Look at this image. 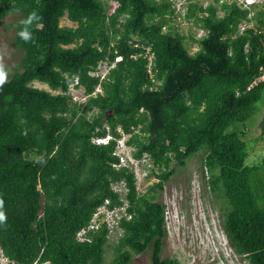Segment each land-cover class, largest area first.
<instances>
[{"label": "trees", "instance_id": "trees-1", "mask_svg": "<svg viewBox=\"0 0 264 264\" xmlns=\"http://www.w3.org/2000/svg\"><path fill=\"white\" fill-rule=\"evenodd\" d=\"M115 1L109 15L108 0H0V22L14 19L8 27L20 53L0 86V255L14 264H131L150 252L151 264H180L162 257L167 206L159 196L202 155L205 186L222 203L230 246L245 264H264V147L249 150L264 137L237 129L264 91V81L247 90L264 69V0L250 10L228 0L191 3L184 19L205 31L195 52L188 49L193 34L170 24L169 2ZM33 11L39 19L25 42L20 21ZM64 17L76 27L61 26ZM244 21L251 27L240 33ZM117 56L122 60L102 82L89 75ZM75 79L86 94L98 84L102 93L72 103L67 91ZM117 128L130 135L133 156L147 155L152 165L155 181L142 194L134 173L115 167V141L93 140L119 137ZM121 181L130 219L120 223V237L109 245L102 225L90 241H77L98 207L119 204L112 186Z\"/></svg>", "mask_w": 264, "mask_h": 264}, {"label": "rangeland", "instance_id": "rangeland-1", "mask_svg": "<svg viewBox=\"0 0 264 264\" xmlns=\"http://www.w3.org/2000/svg\"><path fill=\"white\" fill-rule=\"evenodd\" d=\"M13 21V18H8L0 22V64L7 73V80L14 73L20 58V53L12 47L13 30L8 27ZM60 25L76 27L66 17L60 20ZM32 86L51 92L46 84L35 81ZM263 120L264 91L256 112L246 124H238L237 129H248L247 137L251 135L253 138H263ZM254 147L251 146L249 150L256 152L255 149L264 147V142L260 141ZM201 161L202 155H198L190 160L185 168L179 169L159 196V201L167 206L168 234L162 257L177 259L180 264H245L230 246L223 227L222 203L208 192ZM120 234V230L116 231L109 239V245L114 244ZM112 254V248L107 247V261L111 259ZM131 264H151L150 252L135 257Z\"/></svg>", "mask_w": 264, "mask_h": 264}, {"label": "built area", "instance_id": "built-area-1", "mask_svg": "<svg viewBox=\"0 0 264 264\" xmlns=\"http://www.w3.org/2000/svg\"><path fill=\"white\" fill-rule=\"evenodd\" d=\"M157 3H161L163 1L169 2L171 4V8L173 10L172 16H169L171 25L176 24V26L185 36H188L190 33L193 34V39L188 42V49L190 52L198 51L199 43L198 39H201L205 35V31L196 27L193 22H189L184 19V15L188 9V6L191 3H195L197 0H152ZM200 4L204 7L210 4L213 0H198ZM223 0H220V3ZM234 1L239 6H242L244 9L250 10L251 6L262 3L263 0H228ZM109 6V15L113 14L117 8L119 7V3L115 0H108ZM251 14H249L250 18ZM175 21V22H174ZM251 27V24L246 21L242 22L239 25L238 32L242 33L246 28ZM186 31H185V29ZM166 30V27L164 28ZM194 30V31H191ZM191 31V32H189ZM264 34V30H263ZM191 36V35H190ZM144 58L147 59V73L149 78H153L152 73V62L154 58V53L151 52L150 48L147 47L144 53ZM122 60L121 56H117L113 62H111L108 58L103 61H100L98 65L89 72V75L93 78L102 82L110 73V71L115 67L116 63ZM264 81V69L263 73L256 78L251 85L247 88L250 90L254 86H257L258 83ZM98 93H102V89L100 84H98L94 91L91 94H86L83 87L79 86L78 79H75L74 82L69 86L67 91V96L70 97V101L74 104H84L89 97L96 96ZM143 111V110H141ZM107 131H109V127L104 126ZM119 132V137H113L110 133H107L104 137L94 138V142L96 144H107L108 142L114 140L115 141V149L114 155L118 158V162L115 165L116 168H126L131 170L134 173L135 177V186L136 190L139 194L144 193L147 188L155 181V178L151 175L152 165L149 161L147 155H143L140 159H136L132 152L133 147L127 144L128 139L130 137L129 134L124 133L121 128H117ZM152 179V180H151ZM114 192L120 194L119 205L110 207V202L105 201L104 204L96 209L94 214L91 217L89 224L82 228L76 235V239L79 242H88L90 241L89 235L99 229L102 225H105L109 236L113 235L115 231L120 230V223L123 220H129L130 214L127 212L128 202L125 199V195L127 193V188L123 181L119 183H115L112 186ZM0 264H10V262L3 256L0 255Z\"/></svg>", "mask_w": 264, "mask_h": 264}, {"label": "clouds", "instance_id": "clouds-1", "mask_svg": "<svg viewBox=\"0 0 264 264\" xmlns=\"http://www.w3.org/2000/svg\"><path fill=\"white\" fill-rule=\"evenodd\" d=\"M39 19V16L36 14L35 11H33L32 13H30L28 15V17L24 20H21L20 21V24L22 25V28L21 30L18 32V36L24 40L25 42H29L31 39H32V33L30 31V27L31 25L33 24V21L35 20H38ZM7 80V73L5 72L4 68H3V65L0 64V86H3L4 83L6 82ZM119 183V182H118ZM119 195V199H120V194L117 193ZM126 196V195H125ZM124 196V197H125ZM120 203V202H119ZM111 205V204H110ZM119 205V204H118ZM116 206V205H114ZM3 207V200H0V208ZM112 207V206H111ZM166 215V213H165ZM91 220V219H90ZM4 221H6V216H5V213L3 211H0V223H3ZM90 222V221H89ZM80 231V230H79ZM78 231V232H79ZM121 231V229H120ZM77 232V233H78ZM116 232V231H115ZM122 232V231H121ZM115 234V233H114ZM113 234V235H114ZM77 235V234H76ZM111 235V236H113ZM111 236H109L108 234V238L110 239ZM7 259V258H6ZM8 260V259H7ZM10 262V264H14L13 262H11L10 260H8ZM36 264V263H35ZM45 264H49V263H45Z\"/></svg>", "mask_w": 264, "mask_h": 264}]
</instances>
